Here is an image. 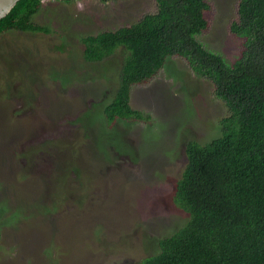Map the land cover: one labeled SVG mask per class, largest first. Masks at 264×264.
Wrapping results in <instances>:
<instances>
[{"label":"rangeland","instance_id":"374dc122","mask_svg":"<svg viewBox=\"0 0 264 264\" xmlns=\"http://www.w3.org/2000/svg\"><path fill=\"white\" fill-rule=\"evenodd\" d=\"M196 38L231 62L238 0H206ZM155 0H42L45 31L0 35V264H134L189 215L173 201L188 140L220 134L228 113L212 82L179 55L129 103L145 120L116 118L110 102L127 54L82 56V37L136 21ZM40 132V133H39Z\"/></svg>","mask_w":264,"mask_h":264},{"label":"trees","instance_id":"16d2710c","mask_svg":"<svg viewBox=\"0 0 264 264\" xmlns=\"http://www.w3.org/2000/svg\"><path fill=\"white\" fill-rule=\"evenodd\" d=\"M69 1V0H64ZM42 0H17L0 18L8 30L45 31L30 20ZM136 21L82 37V56L99 61L123 46L118 84L103 107L106 121L145 120L129 103L132 85L147 81L168 56H182L209 79L228 113L220 134L184 146L186 163L173 201L187 221L158 239L159 251L134 264H264V0H238L230 31L242 39L231 62L196 38L206 28V0H155Z\"/></svg>","mask_w":264,"mask_h":264},{"label":"water","instance_id":"95a60500","mask_svg":"<svg viewBox=\"0 0 264 264\" xmlns=\"http://www.w3.org/2000/svg\"><path fill=\"white\" fill-rule=\"evenodd\" d=\"M17 0H0V18L4 16Z\"/></svg>","mask_w":264,"mask_h":264},{"label":"built area","instance_id":"2783aa9c","mask_svg":"<svg viewBox=\"0 0 264 264\" xmlns=\"http://www.w3.org/2000/svg\"><path fill=\"white\" fill-rule=\"evenodd\" d=\"M45 1H49V2H52V1H56V0H45Z\"/></svg>","mask_w":264,"mask_h":264},{"label":"flooded vegetation","instance_id":"af4514ba","mask_svg":"<svg viewBox=\"0 0 264 264\" xmlns=\"http://www.w3.org/2000/svg\"><path fill=\"white\" fill-rule=\"evenodd\" d=\"M40 133V132H39Z\"/></svg>","mask_w":264,"mask_h":264}]
</instances>
